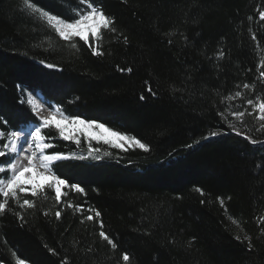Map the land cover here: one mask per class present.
Wrapping results in <instances>:
<instances>
[{
	"label": "trees",
	"instance_id": "16d2710c",
	"mask_svg": "<svg viewBox=\"0 0 264 264\" xmlns=\"http://www.w3.org/2000/svg\"><path fill=\"white\" fill-rule=\"evenodd\" d=\"M38 3L64 15L75 6V0ZM99 3L118 31L103 32L105 55L93 57L86 46L69 49L46 24L22 13V0H0V118L7 121L0 128L15 127L25 114L35 119L25 102L34 92L68 113L135 135L149 151L92 141L102 159L58 164L62 178L86 195L69 191L56 205L49 191L47 200L35 198L23 223L13 205L0 216V264H126L125 253L127 264H264V131H257L256 113L244 123L229 115L241 136L218 115L229 106L245 109L244 99H227L238 89L254 100L264 96V0ZM244 83L252 87L244 90ZM218 129L229 134L202 139ZM56 150L81 149L57 140ZM85 201L99 219L82 223L67 206Z\"/></svg>",
	"mask_w": 264,
	"mask_h": 264
},
{
	"label": "snow or ice",
	"instance_id": "6c2138e0",
	"mask_svg": "<svg viewBox=\"0 0 264 264\" xmlns=\"http://www.w3.org/2000/svg\"><path fill=\"white\" fill-rule=\"evenodd\" d=\"M62 2L67 4L68 0H62ZM19 10L30 18L46 24L61 41L65 42L69 49L79 53L82 47L86 46L93 57H103L105 55L101 50L103 32L106 30L117 33L118 31L115 27V18L106 14L99 0H75V6L72 7L69 15L53 13L51 10L39 5L38 0H22ZM249 19L252 18L249 17ZM259 19L264 21V10L259 12ZM252 39L256 40L257 37L253 35ZM124 42H128L126 36ZM218 55L223 57L224 53L221 51ZM39 63L48 69L57 67V65L48 63L45 60H40ZM117 70L121 72L132 71L131 68L124 69L119 66H117ZM259 76L264 78V62L261 64ZM250 87L252 85L248 83L243 84L244 90H248ZM147 90L155 95L150 85ZM236 98L245 100V109L241 111V105H237L235 109L229 106L225 111L218 112L221 121L227 123L228 128L237 136H241L242 133L229 120V115L244 123L243 118L245 115L251 116L256 113V118L261 122L257 131H264V96H259L254 100L245 97L238 89L234 94L227 97L229 100ZM140 99L143 100L144 96L141 95ZM37 100H40V102L37 103ZM21 102L23 103V100ZM27 104L31 106L35 119L25 114L15 127L0 128V216L6 212H13L12 206L16 205L21 210L15 212L16 217L22 223L25 222L24 212L36 208L35 198L43 196L47 200L49 191L54 194L56 205L63 203L69 191L86 195L85 189L79 183H69L66 178H62L57 170V165L69 160L102 159L100 155L101 148L93 147V140L97 145H108L122 152L137 148L144 152L149 151L148 145L135 135L113 130V128L106 127L105 123L96 119L81 118L79 114L68 113L63 106L52 105L46 98L41 100L34 92L29 93ZM248 107L252 108L251 112L247 111ZM57 117H59V120H57ZM0 122L7 125V121L2 118H0ZM68 125H83L87 129H100L102 131L96 136H88L81 129H74L71 133H68L66 132ZM54 132L57 135H54ZM103 133H109L111 138ZM228 134L229 132L218 129L211 131L209 135L202 137V139L207 140ZM82 138L83 142L87 144L86 154L82 150ZM244 139L249 140L251 144L257 143L256 140H252L248 136H244ZM57 140L72 142L77 149L81 150L78 152L58 151L56 150ZM104 155L109 156L110 154L105 152ZM36 178H40L43 182L37 183ZM196 191L203 194L200 188H197ZM29 196L32 199L28 198ZM221 203L223 202L221 201ZM86 204L87 201L84 204L70 202L67 206L83 216L82 223L84 220L93 221L94 216L99 219L101 216L100 211L91 206L86 208ZM85 211L89 214L84 215ZM55 216L57 220H60L61 210H57ZM101 229H103L102 223ZM99 237L111 245L113 249L117 247L105 231L101 230ZM245 239H249V250H251L250 238L245 237ZM49 251L53 255H57L54 249L49 248ZM129 259V254L125 253L123 260L126 264ZM17 264H24V261L18 260ZM61 264H67V260H62Z\"/></svg>",
	"mask_w": 264,
	"mask_h": 264
},
{
	"label": "rangeland",
	"instance_id": "374dc122",
	"mask_svg": "<svg viewBox=\"0 0 264 264\" xmlns=\"http://www.w3.org/2000/svg\"><path fill=\"white\" fill-rule=\"evenodd\" d=\"M27 97H25V102H27ZM41 99V98H40ZM42 100V99H41ZM40 100H37V103H39ZM30 106V105H29ZM31 107V106H30ZM45 114H47L45 112ZM57 120H59V117H57ZM74 129H81L83 131V133L87 134L88 136H96L97 134H99L102 130L100 129H87L85 128L83 125H76V126H72V125H68L66 127V132L71 133ZM105 136H108L109 138H111L109 136V133H103ZM95 141V140H93ZM118 150V149H117ZM120 151V150H119ZM36 182L37 183H42L43 181L40 178H36Z\"/></svg>",
	"mask_w": 264,
	"mask_h": 264
}]
</instances>
